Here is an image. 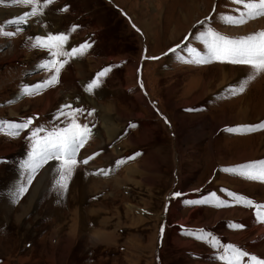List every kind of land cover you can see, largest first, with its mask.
Wrapping results in <instances>:
<instances>
[{
  "label": "rangeland",
  "instance_id": "rangeland-1",
  "mask_svg": "<svg viewBox=\"0 0 264 264\" xmlns=\"http://www.w3.org/2000/svg\"><path fill=\"white\" fill-rule=\"evenodd\" d=\"M53 1L37 0L35 15L0 2V264H226L228 245L264 260V219L227 195L264 205V182L224 171L264 160V73L192 62L204 54L199 21L239 38L264 31V16L227 23L243 11L234 0ZM61 33L67 56L36 43ZM52 61L58 82L38 91ZM73 119L90 135L67 190L55 160L29 183L32 130L43 137Z\"/></svg>",
  "mask_w": 264,
  "mask_h": 264
},
{
  "label": "snow or ice",
  "instance_id": "snow-or-ice-1",
  "mask_svg": "<svg viewBox=\"0 0 264 264\" xmlns=\"http://www.w3.org/2000/svg\"><path fill=\"white\" fill-rule=\"evenodd\" d=\"M3 2V0H0ZM14 4H24V5H33L32 11L28 15H35L38 8L37 0H12ZM51 0H44V3H50ZM237 4L243 5V11L240 12L238 17H223L226 19L227 23L231 25H241L247 20L254 19L258 16H264V0H234ZM21 20L23 18H20ZM209 17L205 18V21L209 20ZM205 21H199L198 23L202 25L201 31L197 35V40L202 42L204 46V54L201 55L197 53V58L192 62L197 64H203L210 62L212 60H217L220 62H227L234 65H248L253 70V73L260 74L264 73V31L257 32L251 35L239 37V38H229L227 36L221 35L220 33L213 30ZM19 23V21H17ZM20 30L19 28L17 29ZM0 32H3L0 29ZM7 36H12V32L4 33ZM193 35V34H190ZM36 43L41 47H46L52 52L54 56H59L61 54L67 56V52H64L63 45L67 40L66 34H50L47 38L36 37ZM185 40H188V37H185ZM90 47V44L85 42L77 47L72 48V53H77L78 51ZM181 45H176L174 48L169 49V52L173 55L176 54L177 49ZM184 47L188 48L189 53L193 52V49L188 47L187 44ZM152 59H157V57H152ZM44 67H51L54 70V75L47 81L42 82L40 85H34L38 91L42 90L45 85H54L58 82V75L61 70V66H56V62L52 61L50 64H45ZM109 69L105 68L103 71L97 74V77L103 76ZM254 76H249L248 79H252ZM97 80H92L87 85V90L92 91L94 87H97ZM240 90H243L242 88ZM25 93H28V88L23 89ZM65 108H69L73 115L82 111L79 108L72 109L70 105H65ZM59 114H63L61 111ZM91 115V112H89ZM31 124V118L14 125L17 130H23ZM135 125H130L134 127ZM256 127V126H253ZM261 127H264L262 125ZM43 131V129L37 128L32 130L31 137V150L28 153V160L24 162V167L29 172L28 180L29 183L33 178L35 172L41 168L48 161H59V184L62 190H67L68 180L71 178L74 167L77 165V154L79 149L83 147L86 139L90 135V130L88 126L80 125L76 122L75 119L71 121L65 127L53 129L46 133L43 137H39L38 133ZM229 131H232L229 129ZM138 155V153H137ZM88 157L81 161L84 164L88 163ZM131 158V157H130ZM120 161H117L119 164ZM239 174L245 176L247 179L259 180L264 182V160L255 161L245 165H238L236 169H224V171H237ZM103 171V170H102ZM26 190L24 186H21L19 191L22 193ZM175 196H180L181 193H174ZM227 195L233 200L240 202L243 201L245 206L253 207L256 209L258 217L264 219V205H259L254 203L252 200L246 197H240L233 192H227ZM188 203H193V201H188ZM203 203H208L207 200ZM226 203V202H225ZM233 227H240L239 225H233ZM227 256L226 264H241L242 258L249 256L248 253L242 251L232 245L227 246L225 252ZM250 264H264V260L258 259L255 255L249 256Z\"/></svg>",
  "mask_w": 264,
  "mask_h": 264
},
{
  "label": "bare ground",
  "instance_id": "bare-ground-1",
  "mask_svg": "<svg viewBox=\"0 0 264 264\" xmlns=\"http://www.w3.org/2000/svg\"><path fill=\"white\" fill-rule=\"evenodd\" d=\"M186 19V18H185ZM242 77V76H241ZM249 77V76H248ZM247 77V78H248ZM239 79H240V77H238ZM246 79V78H245ZM243 80V79H242ZM247 80V79H246ZM249 80V79H248ZM248 82V81H247ZM245 85V84H244ZM205 86V85H204ZM206 86H208L209 87V85L207 84ZM207 87V88H208ZM238 87H239V85H238ZM203 90V89H202ZM204 90H206L205 88H204ZM208 93V92H207ZM61 98H62V96H61ZM65 105H68V104H63L62 105V108L65 106ZM246 107V106H245ZM245 112V111H244ZM241 113V115H245V114H247V111L245 112V113H243V112H240ZM243 118H245V116L243 117ZM242 118V119H243ZM248 118V117H247ZM238 119V118H237ZM230 120V119H229ZM232 120V119H231ZM236 123H246V122H244V121H241V122H236ZM257 149V148H256ZM252 155L254 154V153H251ZM263 154V153H262ZM249 157H250V155H248ZM241 157H243V156H241ZM240 157V158H241ZM245 157H247V156H245ZM249 160V159H248ZM243 162V161H242ZM82 203V202H81ZM95 214V213H94ZM250 214V213H249ZM77 220V219H76ZM254 224V223H253ZM245 225V224H244ZM247 227H249V226H251V223H249V222H247V225H246ZM253 226V225H252ZM264 227H262L261 226V223L259 222V225H258V227H257V230H258V234L260 235V236H262L263 235V233H264V229H263ZM262 229V230H261ZM72 230V229H71ZM251 230V229H250ZM248 231V230H247ZM1 232V231H0ZM4 232V231H3ZM249 232V231H248ZM247 232V233H248ZM254 232V231H253ZM262 243V242H261ZM260 244V243H259ZM257 246V245H256ZM260 246V245H259ZM249 247H251V246H249ZM258 247V246H257ZM257 249L258 248H256L255 246H254V252L253 253H256L257 254Z\"/></svg>",
  "mask_w": 264,
  "mask_h": 264
},
{
  "label": "crops",
  "instance_id": "crops-1",
  "mask_svg": "<svg viewBox=\"0 0 264 264\" xmlns=\"http://www.w3.org/2000/svg\"><path fill=\"white\" fill-rule=\"evenodd\" d=\"M54 1H55V0H54ZM54 1H53V3H54ZM59 3H60V2H59ZM63 9H64V10H63L64 12H67V10H68L69 8H68V6H65V5L63 4ZM260 222H261V221H260Z\"/></svg>",
  "mask_w": 264,
  "mask_h": 264
}]
</instances>
